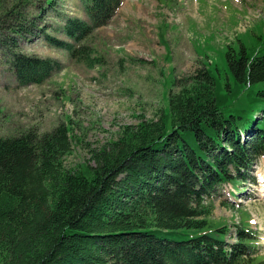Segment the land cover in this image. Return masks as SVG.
I'll return each mask as SVG.
<instances>
[{"label": "trees", "instance_id": "1", "mask_svg": "<svg viewBox=\"0 0 264 264\" xmlns=\"http://www.w3.org/2000/svg\"><path fill=\"white\" fill-rule=\"evenodd\" d=\"M82 2L86 19L67 16L53 30L66 40L49 33L40 3L37 13L14 5L0 14L19 87L42 85L63 65L14 51L18 37L99 63L85 42L124 0ZM263 41L248 47L238 38L224 49V69L210 62L185 84L174 79L179 90L160 119L124 127L93 151V165L66 167L76 137L64 123L0 137V264H264L257 229L212 219L214 198L227 191L239 204L264 158Z\"/></svg>", "mask_w": 264, "mask_h": 264}, {"label": "rangeland", "instance_id": "2", "mask_svg": "<svg viewBox=\"0 0 264 264\" xmlns=\"http://www.w3.org/2000/svg\"><path fill=\"white\" fill-rule=\"evenodd\" d=\"M46 1L0 0V14L14 5L23 14L35 12V4L40 3L47 8L43 23L50 27L49 33L64 40L53 30L63 25L65 17L86 19L82 0H53V8ZM4 28L0 35V137L29 130L44 134L64 123L76 137L65 165L77 169L93 165V151L117 141L124 127L142 120L158 121L168 108L170 93L179 90L172 86L174 79L185 84L210 62L224 69V49L238 38L247 39L248 47L260 45L264 0H124L112 22L85 42L99 58L93 67L74 62L43 38L18 37L14 51L63 65L44 84L28 87H19L11 71L12 38ZM230 103L225 104L226 111L233 108ZM252 174L256 184L241 185L239 204L230 202L227 191L214 198L212 219L229 224L232 231L242 221L251 224L259 232L264 256V158Z\"/></svg>", "mask_w": 264, "mask_h": 264}, {"label": "bare ground", "instance_id": "3", "mask_svg": "<svg viewBox=\"0 0 264 264\" xmlns=\"http://www.w3.org/2000/svg\"><path fill=\"white\" fill-rule=\"evenodd\" d=\"M262 179L264 180V177H262ZM264 186V185H263ZM263 189H264V187H263ZM264 192V191H263ZM263 197H264V194H263Z\"/></svg>", "mask_w": 264, "mask_h": 264}]
</instances>
